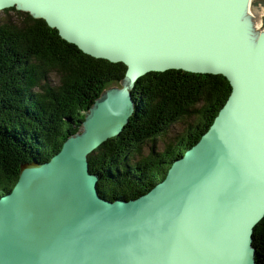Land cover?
I'll list each match as a JSON object with an SVG mask.
<instances>
[{
  "label": "water",
  "instance_id": "obj_1",
  "mask_svg": "<svg viewBox=\"0 0 264 264\" xmlns=\"http://www.w3.org/2000/svg\"><path fill=\"white\" fill-rule=\"evenodd\" d=\"M253 1L0 0V12L28 13L83 54L126 67L58 153L20 165L0 197V264H256L264 14L256 18ZM166 71L221 76L230 94L162 181L135 199L105 200L87 157L128 124L137 81Z\"/></svg>",
  "mask_w": 264,
  "mask_h": 264
},
{
  "label": "trees",
  "instance_id": "obj_2",
  "mask_svg": "<svg viewBox=\"0 0 264 264\" xmlns=\"http://www.w3.org/2000/svg\"><path fill=\"white\" fill-rule=\"evenodd\" d=\"M0 14L1 197L17 181L21 164L48 161L78 133L84 112L107 86L122 82L126 67L83 54L28 13L10 8ZM52 72L55 84L48 79ZM230 90L221 76L166 71L141 77L132 90L134 114L122 133L88 156L99 196L135 199L162 181L209 128ZM193 119L159 150L156 142L166 129ZM253 238L256 264H264V219Z\"/></svg>",
  "mask_w": 264,
  "mask_h": 264
},
{
  "label": "rangeland",
  "instance_id": "obj_3",
  "mask_svg": "<svg viewBox=\"0 0 264 264\" xmlns=\"http://www.w3.org/2000/svg\"><path fill=\"white\" fill-rule=\"evenodd\" d=\"M252 8H253L255 15L258 16V18H259V16L261 17L264 14V0H256V1L254 0L253 4H252ZM1 14H0V17H4L3 15L1 16ZM48 79L53 84H55L57 82V77H56L54 72L49 74ZM116 86L120 87V84L109 85L106 88L116 87ZM131 94H132V91H131ZM193 121H195V119L191 120L190 122L178 121V122L174 123L169 129H166V131H165L166 135L161 136L160 141L157 140V142H156L158 144L159 150L162 151L164 144L168 143V140L173 143L174 142L173 140H176V138L181 133H183L188 128L189 124ZM12 185L13 186L10 187V189H13L14 184H12Z\"/></svg>",
  "mask_w": 264,
  "mask_h": 264
},
{
  "label": "bare ground",
  "instance_id": "obj_4",
  "mask_svg": "<svg viewBox=\"0 0 264 264\" xmlns=\"http://www.w3.org/2000/svg\"><path fill=\"white\" fill-rule=\"evenodd\" d=\"M256 18H258V16H256ZM259 19H260V16H259ZM256 23H257V22H256ZM256 25H257V24H256ZM133 113H134V112H133ZM87 158H88V157H87ZM177 159H178V158H177ZM44 163H45V162H44ZM12 186H13V185H12ZM263 219H264V218H262V220H263ZM262 220H261V221H262ZM259 222H260V221H259Z\"/></svg>",
  "mask_w": 264,
  "mask_h": 264
}]
</instances>
